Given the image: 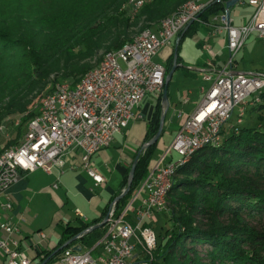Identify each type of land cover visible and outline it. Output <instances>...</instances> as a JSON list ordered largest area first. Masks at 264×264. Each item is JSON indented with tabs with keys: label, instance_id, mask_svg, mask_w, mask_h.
<instances>
[{
	"label": "trees",
	"instance_id": "trees-1",
	"mask_svg": "<svg viewBox=\"0 0 264 264\" xmlns=\"http://www.w3.org/2000/svg\"><path fill=\"white\" fill-rule=\"evenodd\" d=\"M6 1V10L0 11V128L9 121L19 122L21 139L38 115V98L54 93L60 83L76 85L101 51H118L134 40L142 20L145 29L156 31L166 17L192 0H151L136 14L129 0ZM227 1L210 2L201 20L219 15ZM172 62L173 56L166 75ZM157 97L161 101L163 94ZM159 121L155 110L147 123V141L155 136ZM263 128L264 124L237 126L230 135L225 131L218 146L200 149L179 168L165 212L171 228L159 235L151 264H264ZM159 141L139 160L131 190L117 203L118 210L127 205L155 163L152 156ZM127 180L126 174L122 190ZM94 224L68 225L60 244L33 258L32 264H41ZM105 232L100 228L83 235L48 264L59 263L65 250L75 245L92 248Z\"/></svg>",
	"mask_w": 264,
	"mask_h": 264
},
{
	"label": "built area",
	"instance_id": "built-area-1",
	"mask_svg": "<svg viewBox=\"0 0 264 264\" xmlns=\"http://www.w3.org/2000/svg\"><path fill=\"white\" fill-rule=\"evenodd\" d=\"M150 1L129 0L128 5L136 14ZM212 1L185 3L161 22L157 32L144 29L120 50L107 52L76 85L60 83L54 93L43 95L38 115L28 123L21 142L0 153V197L24 173L38 169L48 174L62 172L67 157L74 152L81 154L83 168L95 184L104 186L106 180L93 165V156L110 147L132 120L141 118L137 110L150 94H163L166 68L154 62V56L163 47L171 46L194 22H201L200 14ZM238 4L253 7L252 16L247 23L235 26L232 9L225 4L224 10L212 18L213 32L226 33L228 37V57L222 66H217V55L207 47L210 69L203 72L209 88L202 89L203 97L191 115L178 113L183 122L164 156L155 161L123 209L118 210L115 202L111 204L102 238L86 251L66 249L57 264H131L138 247L152 260L158 236L148 222L157 212L168 211V196L176 185L179 168L200 149L221 143L236 108L237 123L230 124V130L243 123L248 104L264 106V73L239 71L236 61L250 35L256 33L264 40V0H240ZM251 96L253 101L248 102ZM173 153L180 159L165 164L164 158ZM3 207L13 208L10 199ZM75 214L87 221L80 209ZM0 229L5 234L0 237V252L7 264H32L33 259L21 248V228L2 223ZM39 237L44 240L46 234L40 232ZM97 252L100 253L95 257ZM150 260L140 264H150Z\"/></svg>",
	"mask_w": 264,
	"mask_h": 264
},
{
	"label": "crops",
	"instance_id": "crops-1",
	"mask_svg": "<svg viewBox=\"0 0 264 264\" xmlns=\"http://www.w3.org/2000/svg\"><path fill=\"white\" fill-rule=\"evenodd\" d=\"M238 6L242 10L238 12L236 18L233 16L232 10ZM234 8L231 10V16L235 26L247 23L254 11L253 7L243 4H238ZM211 20L212 18L207 21L201 20V22L193 25L186 34L184 33L174 40L173 44L169 46L172 51L167 57L166 68L170 66V60L173 56L172 67L174 66L175 58H177L176 71L181 68L186 75L197 78L199 74H204L203 69L208 71L210 69L211 56L207 47H210L217 55L216 65L222 66L224 64L227 56L221 58V53L225 48L228 52V37L226 33H214L211 28ZM157 31L158 29L155 32ZM154 58L153 60H155ZM237 69L250 72L239 69L238 63ZM190 95L191 92L185 94L184 104L191 102ZM157 99V96L154 100L148 96L137 110V114L141 118L132 120L123 133L116 136L110 147L101 150L92 158L93 165L101 173L99 169L100 158L108 149L115 145L119 137L124 138L126 142L136 144V149H133L132 154L124 160L125 166H118L122 176L120 183H117L118 185H115L116 182L113 184L112 178L105 177L101 173L106 183L104 186H97L83 168L81 154L74 152L67 157V162L62 172L54 170L53 174H48L44 170L38 169L34 172L24 173L21 180L10 188L6 195L0 197V224L8 223L21 228V248L32 259L44 251H50L57 247L68 225L76 227L81 224L83 220L75 214L76 209H80L87 217V221H85L87 223L95 222V224H98L104 220L111 204L123 191L122 183L127 168L145 142L147 123L153 115ZM195 109L191 113L185 114V116L191 115ZM169 110L170 106L167 113ZM252 111L258 115L259 119H263L264 109L259 110V106H253ZM56 183L59 184L58 188L54 187ZM95 189H101L104 196L96 195ZM8 198L13 205L11 210H6L3 207V204L9 201ZM70 202H73V209L71 210L74 217L67 211L63 212ZM138 204L139 201L137 200L135 205L137 206ZM148 223L151 225V220ZM40 232L46 234V239L42 240L39 237ZM4 236V232L0 229V237ZM142 257L140 248H137L132 264H137ZM0 264H7L6 257L2 252H0Z\"/></svg>",
	"mask_w": 264,
	"mask_h": 264
},
{
	"label": "rangeland",
	"instance_id": "rangeland-1",
	"mask_svg": "<svg viewBox=\"0 0 264 264\" xmlns=\"http://www.w3.org/2000/svg\"><path fill=\"white\" fill-rule=\"evenodd\" d=\"M6 3H7L6 0H0V11L4 12L6 10V6L8 5ZM241 10L242 8H240V6L234 8L232 10L233 16L237 18L238 12H240ZM145 25L146 24L142 20L139 23V25L136 27L137 29L136 34L134 35L133 38H136L142 32V30L145 29L144 28ZM171 51H172L171 47L169 46L163 47L156 54L154 61L156 63L163 65L166 68L167 67L166 60L167 57L170 55ZM107 52L108 51L106 50L101 51L99 58L94 59L91 62V66L92 67L96 66L103 59L104 55ZM226 56L228 57V52L227 49L225 48L221 53V58H224ZM236 61L239 65V69L241 70L264 73V40L259 39L256 33L250 35V37L246 40L241 51L236 56ZM209 85L210 84L204 80V74H199L197 78L190 77L186 75L184 70L181 68H178L177 71L174 73L168 88L170 110L166 116L165 124L166 123L167 124L165 126V131L161 137V140L159 141V144L154 150L152 156L154 161L159 160L162 156H164L165 150L169 148L175 136L177 135L182 122V118L178 117V113L181 111L183 112L184 115L191 113L196 108V106L198 105V103L202 98V89L203 88L208 89ZM188 92H191V95L189 96L191 102L189 104H184L183 103L184 96ZM156 96H157L156 94H150L149 98L154 100ZM39 101L40 99L38 98L36 100V103ZM252 101H253V96L249 97L248 99V102H252ZM252 108L253 106L250 104L246 106L244 121L241 125H239L240 127L243 128L259 127L261 124H264V118L259 119L258 115L252 111ZM155 110L160 115V120H161V116L164 112V105L162 100L158 101L157 99L153 114L155 113ZM237 116H238V108L235 109L232 118L225 127L227 131L226 134L228 135L231 134V130L228 129V127L230 124L236 125ZM151 119L152 117L148 122H150ZM18 124L19 122L11 123L9 121L7 124H5L0 128V152H4L12 147H15L21 142L22 138L20 139L18 137V127H17ZM153 124L155 125L156 121ZM159 126H160V121H159ZM147 142H148L147 138H145V142L143 143V145L146 144ZM133 149H136V144L126 142L124 138L119 137L115 145L112 146L110 149H108V151H106L105 154L100 158L99 169L105 177L108 178L110 177L113 179V184H115V182H116L115 185H118L120 183L122 176L118 169V166H122V167L125 166L124 160L126 159V157L132 154L131 152L133 151ZM147 151L148 148L142 153L140 160L148 155ZM178 159H180V157L177 154L175 153L168 154L164 158V163L168 164L170 161L172 160L176 161ZM134 160L135 158H133L131 164L126 170V174L128 175V178ZM127 184H128V180H127ZM95 194L102 197L103 191L101 189H95ZM72 207H73V202H70L68 206H66L65 210H63V212L65 213V211H67L72 215V217H74L71 210L73 209ZM167 216L168 215H166L165 212H157L154 216V219L151 220L152 222L151 225L156 231L158 237L161 233H165L167 230L171 228V222L168 220ZM138 248H140V251L142 252L141 247Z\"/></svg>",
	"mask_w": 264,
	"mask_h": 264
},
{
	"label": "water",
	"instance_id": "water-1",
	"mask_svg": "<svg viewBox=\"0 0 264 264\" xmlns=\"http://www.w3.org/2000/svg\"><path fill=\"white\" fill-rule=\"evenodd\" d=\"M239 2H240V0H228L226 2V7L228 9H233ZM176 68H177V58H175L174 66L172 67V69L170 70V72L167 74L166 79H165V88H164L163 97H162V102H163V105H164V112H163V114L161 116L159 130H158L157 134L150 141H148L146 144H144L142 146L141 150L138 152V154L135 157V160L133 162V165L131 167L130 173H129L128 184H127L126 188L122 191V193L115 199V201H114L115 203H118L120 200L124 199L129 194V192L131 190V187H132V184H133L134 177H135V171H136V168H137V165H138V162L140 160V157H141L142 153L147 148H149L152 145L156 144L159 141V139L161 138L162 134H163L164 124H165V118H166L167 111L169 109L168 88H169L170 81L172 80V77H173V75H174V73L176 71ZM110 208H111V206H110ZM110 208H109V211H110ZM109 211L106 214V216H105V218H104V220L102 222H100L98 224H95L93 226H90L88 229H86L85 231H83L81 234H79V235L73 237L72 239H70L69 241H67L63 246H61L59 249H57L50 257H48L46 260H44L43 262H41V264H48L49 261H50V259L54 255H56L57 253H59L63 249L67 248L68 246L72 245L77 239L81 238L83 235L89 234V233H91V232H93V231H95L97 229H100V228H105V226L107 225L108 220H109ZM72 248L75 251H77V252L86 251V250H82V248H80L77 245L73 246ZM87 250H89V249H87ZM99 253L100 252L95 253V257ZM135 253H136V251H135ZM141 255L143 257L139 260V262L137 264H140L145 259H149L150 260V257L145 256L143 254V252H141ZM134 258H135V255H134ZM152 260H150V264H151V261Z\"/></svg>",
	"mask_w": 264,
	"mask_h": 264
}]
</instances>
